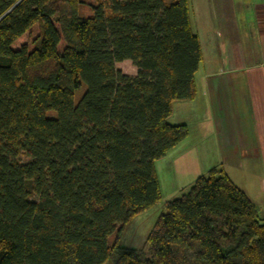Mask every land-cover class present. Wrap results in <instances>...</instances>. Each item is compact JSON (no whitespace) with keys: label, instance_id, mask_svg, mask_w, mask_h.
<instances>
[{"label":"trees","instance_id":"16d2710c","mask_svg":"<svg viewBox=\"0 0 264 264\" xmlns=\"http://www.w3.org/2000/svg\"><path fill=\"white\" fill-rule=\"evenodd\" d=\"M94 1L0 0V264H264V217L221 166L165 203L146 252L117 245L160 201L201 51L187 0Z\"/></svg>","mask_w":264,"mask_h":264},{"label":"crops","instance_id":"0c3cea01","mask_svg":"<svg viewBox=\"0 0 264 264\" xmlns=\"http://www.w3.org/2000/svg\"><path fill=\"white\" fill-rule=\"evenodd\" d=\"M220 5V22H209L205 50L200 47L195 97L177 107L200 119L225 174L255 205H264V1L253 0L250 25L235 17L245 11L233 15V3L222 0ZM172 113L173 104L167 120ZM169 124L187 127L183 119ZM238 174L242 185L234 180Z\"/></svg>","mask_w":264,"mask_h":264},{"label":"rangeland","instance_id":"374dc122","mask_svg":"<svg viewBox=\"0 0 264 264\" xmlns=\"http://www.w3.org/2000/svg\"><path fill=\"white\" fill-rule=\"evenodd\" d=\"M83 3L79 7V17L91 16V8L95 5L94 0H81ZM220 1L222 0H187V9L189 14V22L191 31L197 35L202 51L205 50L206 36L205 29L209 28L208 24L217 19L220 22V15L222 9ZM229 4L227 12L232 10L233 15L245 11L244 16H235L242 24L250 25L252 23L250 11L252 9L253 0H227ZM264 0H260L263 2ZM231 9V10H230ZM239 13V14H240ZM34 36L37 30L33 31ZM211 37H208L210 39ZM201 70V69H200ZM121 72L124 75L134 76L136 73L135 68L130 62H123L121 65ZM199 74L197 75V77ZM78 102V96L75 95L74 103ZM176 104V105H175ZM180 102L173 103V113L171 119L167 120L168 123H177L179 119H183L187 125V136L176 149H172L167 155L158 161H155V173L159 184L160 201L155 207L140 213L124 226L121 234L117 239V245L122 248H131L135 250L147 251L145 244L147 235L156 222L160 213L164 211V205L167 201L180 197L188 191L195 179L199 176H205L206 173L215 166H221L217 160V154L213 150L211 138L207 134L204 127L201 126V121L198 117L191 115L188 112L186 115L180 113L177 107ZM53 116L52 112H49ZM185 117V118H182ZM174 125V124H172ZM189 132V133H188ZM195 147V152L190 151ZM190 151V152H189ZM181 154V155H180ZM185 154V156H183ZM180 155V158H178ZM182 157V158H181ZM179 159L174 166H172L173 159ZM223 168V167H222ZM232 174V172H231ZM234 180L242 185L243 180L240 175H233ZM259 203V202H258ZM257 206V205H256ZM260 216L264 217V205L261 203L257 206ZM114 235L109 237L108 243L112 245ZM106 264H109L108 262Z\"/></svg>","mask_w":264,"mask_h":264}]
</instances>
